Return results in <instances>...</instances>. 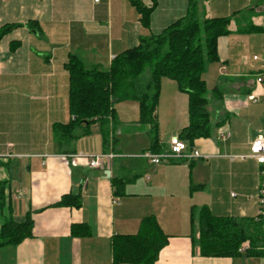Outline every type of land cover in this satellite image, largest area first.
I'll return each mask as SVG.
<instances>
[{
  "label": "crops",
  "instance_id": "0c3cea01",
  "mask_svg": "<svg viewBox=\"0 0 264 264\" xmlns=\"http://www.w3.org/2000/svg\"><path fill=\"white\" fill-rule=\"evenodd\" d=\"M194 1L202 19L251 11L254 31L232 19L217 39V59L203 72L210 134L192 147L206 158L154 164L141 154L167 150L188 125L187 95L161 80L157 152L149 127L138 121L137 103L129 101L115 105V146L105 152L92 131L74 143L72 154H62L52 125L70 120L64 64L73 55L84 66L107 69L140 37L183 17L189 0H156L148 28L131 0H0V28L17 26L0 40V229L7 219L22 222L29 214L33 220L31 238L0 248V264H113L112 238L135 234L149 216L167 236L154 264H264V256H200L197 229L203 207L216 217L259 215L262 166L249 146L264 137V84L256 81L264 74V0ZM100 154L114 156L89 168L86 159ZM65 195L78 197L79 207L57 206ZM72 225L88 233L72 236Z\"/></svg>",
  "mask_w": 264,
  "mask_h": 264
},
{
  "label": "trees",
  "instance_id": "16d2710c",
  "mask_svg": "<svg viewBox=\"0 0 264 264\" xmlns=\"http://www.w3.org/2000/svg\"><path fill=\"white\" fill-rule=\"evenodd\" d=\"M139 14V21L148 28L151 12L156 6H143L131 0ZM251 11L225 18L202 19L194 0H189L186 14L166 26L157 34L138 39L137 45L111 59L103 70L98 66H84L70 55L64 64L68 74V113L66 124L52 125V136L62 154H72L74 143L91 133L102 139L105 152L117 144L113 129L117 123L115 105L120 102H136L138 121L149 127L151 147L158 149V124L156 107L163 78L176 83L179 91L188 98V125L180 130L177 138L187 147L197 138L210 134L207 106L209 96L202 78L206 65L214 62L217 39L227 34V26L233 19L237 25L246 23L243 31H252L249 25ZM6 24L0 28L1 38L14 29ZM34 28L33 24H29ZM242 30V29H241ZM254 31V30H253ZM15 43H11L14 49ZM219 93L213 91L212 98ZM4 183H0V209L5 205ZM78 197L62 196L57 206L79 207ZM191 225L193 219L191 216ZM264 217L233 218L213 216L207 207L200 209L197 219L198 249L202 257H255L264 256ZM33 220L27 214L22 222L7 219L0 229V248L17 245L32 237ZM71 235H86L84 225H72ZM167 236L159 228L153 216L141 220L138 231L132 235H115L111 240L113 264H154L159 251L166 245ZM246 245V246H245ZM245 246L244 251L239 249Z\"/></svg>",
  "mask_w": 264,
  "mask_h": 264
},
{
  "label": "built area",
  "instance_id": "2783aa9c",
  "mask_svg": "<svg viewBox=\"0 0 264 264\" xmlns=\"http://www.w3.org/2000/svg\"><path fill=\"white\" fill-rule=\"evenodd\" d=\"M97 1V0H95ZM256 60L257 58L254 57ZM258 83L264 84V74L257 78ZM248 100L254 101V96H248ZM224 138V136H222ZM249 155L254 158L262 166V182L259 187V215L264 217V137H256L249 146ZM114 154H100L96 156H90L86 159L87 166L89 168H98L102 165L105 159H111ZM141 157L150 160L154 164H158L162 161L168 162L171 160L189 162L200 158H206L198 150L193 147L189 148L187 145L178 138H171L169 141V148L160 153H152L146 151L141 154ZM264 233V227L262 228ZM239 251H244V248H240Z\"/></svg>",
  "mask_w": 264,
  "mask_h": 264
},
{
  "label": "rangeland",
  "instance_id": "374dc122",
  "mask_svg": "<svg viewBox=\"0 0 264 264\" xmlns=\"http://www.w3.org/2000/svg\"><path fill=\"white\" fill-rule=\"evenodd\" d=\"M258 192H259V190H258Z\"/></svg>",
  "mask_w": 264,
  "mask_h": 264
}]
</instances>
